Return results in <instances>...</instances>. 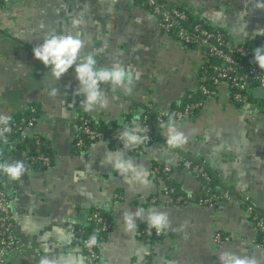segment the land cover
Segmentation results:
<instances>
[{
    "label": "crops",
    "instance_id": "obj_1",
    "mask_svg": "<svg viewBox=\"0 0 264 264\" xmlns=\"http://www.w3.org/2000/svg\"><path fill=\"white\" fill-rule=\"evenodd\" d=\"M171 1L235 44L255 47L264 42L258 35L264 29V10H257L252 0ZM0 31V114L13 117L36 107L38 117L30 133L40 137L51 158L49 168L39 169L28 163L26 151L17 144L1 147L4 160H23L27 169L15 181L0 173L17 241L7 264H39L45 255L51 264H87L81 238L72 229L90 227L94 209L111 225L97 264H219L224 251L264 264V252L240 204L241 198H248L264 210V100L252 97L235 105L221 85L192 117L174 121L187 137L179 149L167 148L160 128L159 142L136 155L108 142L79 150L75 116L84 115L95 128L109 132L141 117L147 103L167 113L196 92L202 54L163 33L157 19L136 0H11L0 8ZM53 34L81 39L80 57L94 55L102 70L119 64L137 74L133 91L102 84L107 108L84 112L74 73L55 81L33 58L32 49ZM52 89L57 95H51ZM118 152L150 173L147 187L126 182L106 163ZM184 157L203 160L214 175L222 192L216 206L177 205L165 194V180L156 169L169 165V181L179 192L202 195L200 180L178 168ZM140 207L145 216L153 210L168 215L170 227L153 243L137 237L146 220H137L134 233L125 231L124 213ZM218 234L227 240L216 242Z\"/></svg>",
    "mask_w": 264,
    "mask_h": 264
},
{
    "label": "built area",
    "instance_id": "obj_2",
    "mask_svg": "<svg viewBox=\"0 0 264 264\" xmlns=\"http://www.w3.org/2000/svg\"><path fill=\"white\" fill-rule=\"evenodd\" d=\"M11 0H0V6L8 5ZM143 3L149 12L157 19L160 30L169 36L177 39L183 45L202 54V62L197 74V91L202 97L208 98L215 94L216 87L225 85L229 91V101L235 105H244L250 102L252 89L260 87L264 89V71H261L254 63V49L264 46V42L251 47L248 44H235L222 32H212L201 24L187 26L189 10L171 0H138ZM203 102L197 100L187 103L180 110H173L169 114L159 113L156 116L155 127L159 126L164 118L172 116L174 121H181L192 117L201 107ZM30 114H35V108L27 110ZM36 122L35 117L21 118L12 123V131L6 139L11 138L15 144H31L33 153L26 156L28 163L39 169H47L51 165V158L47 156L41 146V139L30 131ZM72 123L76 130L75 147L79 150L85 149L88 143L108 142L117 145V149L126 154H137L141 146L157 144L158 138L153 126L148 123V118L141 119V125L148 129L149 137L145 144L132 150H125L122 143L118 140L123 127L115 129L110 136L103 132L95 130L90 120L84 115H77ZM4 156L0 154V159ZM184 171H191L201 179L209 180L208 169L203 160L183 159ZM172 167L164 165L162 172L169 173ZM157 171V169H156ZM166 195L172 198V202L183 203L182 196H174L172 188L166 189ZM215 197V196H214ZM214 197H206L193 200L198 205L215 204ZM216 199V198H215ZM240 204L245 208L247 217L251 222L256 234V244L264 248V210L259 211L248 198H242ZM92 221L97 225L99 234L106 232L109 224L98 211H92ZM72 232L82 233L81 229H72ZM162 233L149 229L144 226L139 229L137 237L147 243H153L159 240ZM91 236L84 240L85 259L88 264H97L99 259V250L102 246V237L96 245L88 246L87 241ZM227 240L220 234L216 235L215 241L222 242ZM17 245L16 237L13 233V220L10 214L9 199L5 190L0 185V264H7V255L14 250Z\"/></svg>",
    "mask_w": 264,
    "mask_h": 264
},
{
    "label": "clouds",
    "instance_id": "obj_3",
    "mask_svg": "<svg viewBox=\"0 0 264 264\" xmlns=\"http://www.w3.org/2000/svg\"><path fill=\"white\" fill-rule=\"evenodd\" d=\"M257 10H264V0H252ZM78 23V22H77ZM259 36H264V29H260ZM82 41L72 35L63 36L53 34L50 38L44 39L43 43L32 49L33 58L39 61L46 69H49L48 76L55 81H60L69 71H72L77 80V94L83 96L80 101L84 112L92 113L97 107L107 108L108 99L104 96L101 85L111 83L113 86L124 87L127 93L133 91L131 85L137 75L130 72L119 64L113 65L110 69H100L97 59L89 54L80 57ZM254 63L261 71H264V46L254 49ZM58 90L52 89L51 95H57ZM139 115L133 117L132 125H125L120 132L118 140L125 150H132L145 144L149 137L148 129L140 124ZM13 117L8 114H0V139L7 142V136L12 131ZM160 127L167 136L166 145L169 149H179L187 143V137L175 126L172 116H168L166 122H161ZM115 172L125 177L130 184H139L147 187L151 181L150 173L143 167L137 166L135 162L126 157L122 152L115 155V159L109 157L106 160ZM27 171L23 160L8 162L0 159V173L12 180H19ZM124 228L128 233H134L138 228L137 220H146L149 229L163 233L170 227L168 215L159 210L149 211L145 216L143 207L137 208L134 212H125L123 216ZM99 242V234L94 233L87 241L88 246L96 245ZM219 264H256L252 257H240L234 252L224 251L219 257ZM39 264H51L47 255L43 256Z\"/></svg>",
    "mask_w": 264,
    "mask_h": 264
},
{
    "label": "trees",
    "instance_id": "obj_4",
    "mask_svg": "<svg viewBox=\"0 0 264 264\" xmlns=\"http://www.w3.org/2000/svg\"><path fill=\"white\" fill-rule=\"evenodd\" d=\"M136 1H138V0H136ZM139 2V1H138ZM5 6H7V5H5ZM4 5H2V6H0V8H4L5 7ZM182 7H184V8H186L185 6H183V5H181ZM187 9V8H186ZM188 10V9H187ZM190 12V14H189V17H188V21H187V26L189 27H191L192 25H194V24H201L202 26H204L206 29H208V30H210V31H212V32H221V31H219V30H212V29H210L208 26H207V24L206 23H204L203 21H200L198 18H196V17H194L193 16V14L191 13V11H189ZM0 33H2L1 31H0ZM223 33V32H222ZM223 34H225V33H223ZM226 35V34H225ZM227 36V35H226ZM228 37V36H227ZM264 40V39H263ZM205 97H202L201 95H200V93L197 91V89H196V92L195 93H191V94H188L187 96H186V98L184 99V101H183V103L180 105V106H174V107H172L171 108V110L169 111V112H167L166 114H169L171 111H173V110H180V109H182L187 103H191V102H194V101H197V100H201L202 102H204L205 101ZM253 99H252V96H251V99H250V101H252ZM31 108H35L36 109V112H35V114H30L29 112H27V111H25V112H22V113H19V114H17V115H15V116H13V120L14 121H19L21 118H29V117H35L36 119H37V117H38V109L36 108V107H31ZM159 113H161L160 111H157L154 107H153V105H151V104H149V103H147V104H145L144 106H143V113H142V115H141V119L142 118H144V117H147L148 118V123L150 124V125H152L153 126V128H154V130L156 131V135H157V138H158V142H159V135H158V133H159V129L161 128L160 127V125L161 124H159V126H157V127H155V124L157 123L156 121V116H157V114H159ZM168 118V117H167ZM167 118H164V121L163 122H166L167 121ZM141 119H140V123H141ZM91 125H92V123H91ZM125 125H129V126H131L132 125V122L131 121H128V122H126V123H124L123 124V126H121V127H124ZM92 127L95 129V130H98V131H101V132H103L106 136H110L111 134H112V132L115 130V129H117V128H115V129H113L112 131H109V132H107V131H104V130H100V129H97V128H95L93 125H92ZM121 127H118V128H121ZM12 142V140H11V138H9V139H7V142H5L3 139H0V154L2 155V156H4L3 154V150L1 149V147H2V145H8V144H10ZM75 142V141H74ZM92 144V143H91ZM90 145V143H88L87 144V146H89ZM112 145H115V144H112ZM152 145V144H151ZM41 146H42V150H43V152L47 155V156H49V153L48 152H46L44 149H43V141L41 140ZM86 146V147H87ZM147 146H149V145H147ZM18 147H20V150H25L26 151V154L27 155H29V154H31V153H33V146L31 145V144H29V143H27L26 145H24V144H18ZM86 147H85V149H86ZM144 147H146V145L145 146H141V148H140V151L142 150V148H144ZM139 151V152H140ZM138 154V153H137ZM129 155H136V154H129ZM50 157V156H49ZM183 159H186V160H190V158H186V157H184ZM182 159V160H183ZM194 160H200V159H194ZM178 168L179 169H181V170H183L184 171V169H183V161H181V163L179 164V166H178ZM160 172V173H162V175H163V179L165 180V186H166V188H165V191H166V189H169V188H172L173 190H174V195H173V197L174 196H182L183 198H184V202L183 203H175V202H173L174 204H177V205H181V204H184V203H188V202H193V200L191 201V200H189L188 199V195H184L183 193H181V192H179V190L176 188V186H174L172 183H171V181H169L170 179H169V177H168V174L170 173H164V172H162V167L161 168H158L157 169V172ZM187 172H191V171H187ZM191 173H193V172H191ZM207 173H208V175H209V180H204V179H201L199 176H197L195 173H193L199 180H200V182H201V185H202V187H203V193H202V195H199V196H197V197H194V196H191L192 198H194V200L196 201V200H198V199H201V198H206V197H214V200H215V204L213 205V206H210V205H202V206H209V207H214V206H216L217 205V203L219 202V201H221L222 200V192H221V189H220V185L218 184V182L216 181V179H215V177H214V175L211 173V171L210 170H208L207 171ZM216 198V199H215ZM242 199V198H241ZM241 199H240V201H241ZM194 203V202H193ZM98 211L99 213H100V215L103 217V218H105L106 219V221L108 222V224H109V228H108V230L106 231V232H104V233H102V234H99L100 232H99V230H98V227H97V225H95L94 223H93V221H92V218H91V225H90V227H80L79 229H81L82 230V233H76V235H78V237H80L81 238V241H82V246H83V244H84V240H85V238L86 237H88V236H91L92 234H94V233H98L99 234V237H102V244L104 243V241L106 240V237H107V234H108V232H109V230H110V227H111V225H110V221H109V219L99 210V209H94V211ZM259 210V209H258ZM259 211H262V210H259ZM146 226V225H145ZM144 227V226H143ZM83 250H84V254H85V248H84V246H83ZM88 264V263H87Z\"/></svg>",
    "mask_w": 264,
    "mask_h": 264
},
{
    "label": "water",
    "instance_id": "obj_5",
    "mask_svg": "<svg viewBox=\"0 0 264 264\" xmlns=\"http://www.w3.org/2000/svg\"><path fill=\"white\" fill-rule=\"evenodd\" d=\"M252 97L254 99L264 100V89H262L260 87H254L252 89Z\"/></svg>",
    "mask_w": 264,
    "mask_h": 264
},
{
    "label": "rangeland",
    "instance_id": "obj_6",
    "mask_svg": "<svg viewBox=\"0 0 264 264\" xmlns=\"http://www.w3.org/2000/svg\"><path fill=\"white\" fill-rule=\"evenodd\" d=\"M188 203H192V202H188ZM259 249H261V251H263V252H264V248H259Z\"/></svg>",
    "mask_w": 264,
    "mask_h": 264
}]
</instances>
